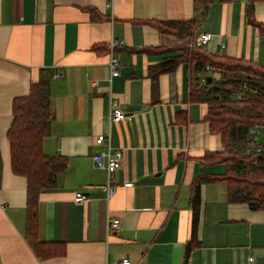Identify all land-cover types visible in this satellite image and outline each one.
Returning <instances> with one entry per match:
<instances>
[{"label":"crops","instance_id":"0c3cea01","mask_svg":"<svg viewBox=\"0 0 264 264\" xmlns=\"http://www.w3.org/2000/svg\"><path fill=\"white\" fill-rule=\"evenodd\" d=\"M248 2L212 0L181 38L148 21L192 19L195 0H0V264H264V211L229 202L219 180L199 186L198 243L186 252L193 183L224 172L223 163L201 161L221 149L220 137L209 130L207 104L190 98L186 61L154 78L149 71L182 52L167 46L201 32L211 34L210 53L264 63V38L247 20ZM253 17L264 23V0L254 1ZM111 40L121 41L113 49L120 67L109 80ZM42 76L51 99L42 151L66 159L55 185L38 195L37 237L64 244L45 258L26 240V181L11 170L6 137L12 99ZM109 92L125 113L121 120H110ZM97 134L122 150L109 197L106 171L92 159L105 148L94 142ZM75 191L85 199L75 201ZM108 218L119 224L107 230Z\"/></svg>","mask_w":264,"mask_h":264},{"label":"trees","instance_id":"16d2710c","mask_svg":"<svg viewBox=\"0 0 264 264\" xmlns=\"http://www.w3.org/2000/svg\"><path fill=\"white\" fill-rule=\"evenodd\" d=\"M212 0H195L196 17L192 19L149 20L163 32L181 38L191 35L192 29L205 16ZM247 5V20L264 38V23L253 17V3ZM181 50L179 56L164 58L150 66L154 78L158 73L172 70L179 61H186L193 75L189 95L207 104L206 120L209 130L219 134L221 149L206 152L201 161L206 164L223 163L221 174H203L193 183L190 197L192 207L191 239L186 252L197 242L196 229L200 208L201 183L223 181L229 202H245L251 209L264 211V142L248 135L252 126L264 128V63L210 53L188 42L167 46ZM217 72L209 83L205 73ZM11 122L6 131L9 144L10 167L26 181L25 236L33 252L40 258L63 252V243L45 241L37 237V202L39 192L56 183L66 159L47 155L41 143L50 131L51 99L49 80L40 77L29 84L25 95L15 96L11 103ZM54 249L56 250L55 253ZM57 249H61L57 251Z\"/></svg>","mask_w":264,"mask_h":264},{"label":"built area","instance_id":"2783aa9c","mask_svg":"<svg viewBox=\"0 0 264 264\" xmlns=\"http://www.w3.org/2000/svg\"><path fill=\"white\" fill-rule=\"evenodd\" d=\"M109 2V1H107ZM211 34L209 32H201L198 34V36L188 41L189 46H199L201 48H205L207 42L210 40ZM121 41L119 40H111L109 42V51H108V59H107V65L109 68V77L110 80L113 76H116L119 74V67H120V61L117 58V56L114 54L113 49L115 46L119 45ZM108 101H109V115L110 120L112 121H118L125 117V113L119 109L116 106V100L113 98V95L109 92L108 94ZM261 127L252 126L248 129V135L255 141L256 136L261 133ZM94 142L96 144H104L105 148L102 151L95 152L92 155V159L95 163V165L99 168H103L106 171L107 178L106 182L103 186V189L106 192L107 197L113 194L115 190V186L111 183V177L110 174L120 166L121 158H122V150L119 148H112L109 139L104 134H97L94 138ZM127 185H130V182L126 183ZM86 195L80 191L74 192V200L75 201H81L85 199ZM119 224V218H108L106 227L107 230L110 228H114ZM252 256L249 255L247 257L248 262L252 260ZM114 264H132V262L128 258H121Z\"/></svg>","mask_w":264,"mask_h":264},{"label":"rangeland","instance_id":"374dc122","mask_svg":"<svg viewBox=\"0 0 264 264\" xmlns=\"http://www.w3.org/2000/svg\"><path fill=\"white\" fill-rule=\"evenodd\" d=\"M260 129L261 133L256 136V140L258 142H264V128L261 127Z\"/></svg>","mask_w":264,"mask_h":264},{"label":"water","instance_id":"95a60500","mask_svg":"<svg viewBox=\"0 0 264 264\" xmlns=\"http://www.w3.org/2000/svg\"><path fill=\"white\" fill-rule=\"evenodd\" d=\"M211 79H212V78H211V76H209V75H205V76H204V82H205V83H209V82L211 81Z\"/></svg>","mask_w":264,"mask_h":264}]
</instances>
